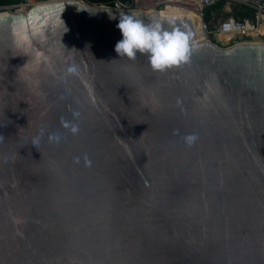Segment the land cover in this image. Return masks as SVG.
<instances>
[{
  "label": "water",
  "instance_id": "water-1",
  "mask_svg": "<svg viewBox=\"0 0 264 264\" xmlns=\"http://www.w3.org/2000/svg\"><path fill=\"white\" fill-rule=\"evenodd\" d=\"M122 13L188 62L119 58ZM195 38L78 0L0 16V264H264V44Z\"/></svg>",
  "mask_w": 264,
  "mask_h": 264
},
{
  "label": "built area",
  "instance_id": "built-area-1",
  "mask_svg": "<svg viewBox=\"0 0 264 264\" xmlns=\"http://www.w3.org/2000/svg\"><path fill=\"white\" fill-rule=\"evenodd\" d=\"M10 6L0 7V14L25 15L30 9L66 0H15ZM95 8L121 12H141L162 17L199 19L198 29L203 42L217 48L228 49L237 45L264 44V0H78ZM221 4V9H242V17H228L214 22L204 21V12ZM171 13V15L166 14ZM213 22V24H212ZM192 23V20H191ZM193 26V23H192ZM194 28V26H193ZM218 37L224 38L220 42Z\"/></svg>",
  "mask_w": 264,
  "mask_h": 264
},
{
  "label": "clouds",
  "instance_id": "clouds-1",
  "mask_svg": "<svg viewBox=\"0 0 264 264\" xmlns=\"http://www.w3.org/2000/svg\"><path fill=\"white\" fill-rule=\"evenodd\" d=\"M116 28L121 35L114 47L119 58L131 61L144 55L149 67L156 72L179 66L190 58V37L179 28L169 31L159 22L145 24L135 13L120 14Z\"/></svg>",
  "mask_w": 264,
  "mask_h": 264
},
{
  "label": "rangeland",
  "instance_id": "rangeland-1",
  "mask_svg": "<svg viewBox=\"0 0 264 264\" xmlns=\"http://www.w3.org/2000/svg\"><path fill=\"white\" fill-rule=\"evenodd\" d=\"M237 14H242V9L237 6L232 7L230 11H227L225 9H216L215 11L211 12L214 22L226 19L228 17H235Z\"/></svg>",
  "mask_w": 264,
  "mask_h": 264
},
{
  "label": "trees",
  "instance_id": "trees-1",
  "mask_svg": "<svg viewBox=\"0 0 264 264\" xmlns=\"http://www.w3.org/2000/svg\"><path fill=\"white\" fill-rule=\"evenodd\" d=\"M16 1L15 0H0V7H4V6H10L13 5ZM216 9H221V4L217 5L216 7H213L211 9H207L204 12V21L205 22H209L210 21V13L212 11H215ZM243 14H237L235 17H242Z\"/></svg>",
  "mask_w": 264,
  "mask_h": 264
},
{
  "label": "bare ground",
  "instance_id": "bare-ground-1",
  "mask_svg": "<svg viewBox=\"0 0 264 264\" xmlns=\"http://www.w3.org/2000/svg\"><path fill=\"white\" fill-rule=\"evenodd\" d=\"M51 4H52V3H51ZM166 14L171 15V13H166ZM4 15H6V14H0V16H4ZM190 18H191V20H192V23H193V26H194V32H195V35H196V38H195L196 43H193V44L201 43V42H203V39H202L201 34H200V32H199V29H198L199 19H198V17H196V16H192V15H190ZM218 40H219L220 42H225V41H224L225 39L222 38V37H218Z\"/></svg>",
  "mask_w": 264,
  "mask_h": 264
}]
</instances>
